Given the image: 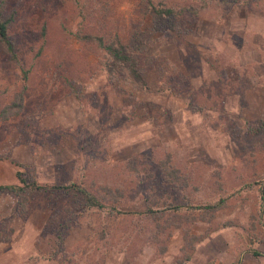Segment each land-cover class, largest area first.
Here are the masks:
<instances>
[{"label": "rangeland", "instance_id": "374dc122", "mask_svg": "<svg viewBox=\"0 0 264 264\" xmlns=\"http://www.w3.org/2000/svg\"><path fill=\"white\" fill-rule=\"evenodd\" d=\"M73 1L6 0L27 80L22 110L0 121V184L28 170L47 186L117 187L124 205L114 217L78 215L74 206L63 211L66 197L33 195L21 209L1 193L0 264H166L180 254L183 228L208 233L184 264L237 256L264 264V0H160L184 14L178 34L153 37L157 66L142 71L150 91L126 77L108 81L94 48L74 35L94 32V16L80 21ZM107 5L127 36L139 20L134 0ZM20 75L0 47V109ZM165 83L175 92L161 90ZM162 163L178 180L164 181ZM151 197L223 202L209 222L156 232L166 221L143 213ZM224 221L231 225L220 227Z\"/></svg>", "mask_w": 264, "mask_h": 264}, {"label": "trees", "instance_id": "16d2710c", "mask_svg": "<svg viewBox=\"0 0 264 264\" xmlns=\"http://www.w3.org/2000/svg\"><path fill=\"white\" fill-rule=\"evenodd\" d=\"M76 4V11L80 21L84 22L89 16H94V32L83 31L78 28L74 35L82 43L89 44L94 48L99 59L97 64L99 70L106 75L109 82H113L117 78L126 77L132 81L139 89L150 91L146 80L142 76L144 65L154 63V56L149 54L152 47L153 37L168 29L171 32H179L177 22L184 14V8L168 5L160 0H134L135 11L139 20L135 26L131 28L127 36L114 26L107 5V0H78L73 1ZM14 13L6 7V0H0V47L7 54L8 58L20 67L21 85L19 90L13 92L9 102L0 109V121H6L10 117L16 116L23 107V92L26 88L27 69L21 64L17 55L14 39L10 33V26L13 22ZM143 19H147V25H141ZM161 90H169L175 92L171 83L162 85ZM77 98L76 90L72 89ZM264 124V122L262 123ZM165 171L163 177L165 182H173L178 180L176 169H167L162 163ZM171 178L169 180V178ZM15 183L0 184V194L7 193L14 196L16 203L21 209H25L26 203L31 196L43 194L47 198L54 196L66 197L69 206L65 205L63 211L70 212L74 206L78 212L103 214L114 217L116 213L121 212L120 208L124 205L122 198L124 193L117 187L107 185H98L99 189L87 188L82 182L70 181L63 185L47 186L38 183L33 174L28 170H16L14 172ZM55 191V193L53 192ZM223 199H217L213 203L204 205H188L176 201H157L155 197L145 199V209L143 213L157 221L163 217L166 223L163 225L155 223L156 232H163L165 228H180L182 223L191 224L197 220L209 222L215 211L222 205ZM160 205H162L160 207ZM231 225L229 221H224L220 227ZM100 238L103 237L102 229L99 230ZM156 234V233H155ZM208 233L192 234L188 228H183L181 233L182 244L180 246V254L171 262L166 264H184L186 263L194 251V246L207 236ZM56 239L61 241V233H55ZM153 240L157 241L156 236ZM159 252L165 250V246L158 247ZM252 255L257 256L258 252L251 251ZM50 258V257H43ZM33 260L37 257H33ZM206 264H224L217 260H210ZM230 264H240V258L237 256Z\"/></svg>", "mask_w": 264, "mask_h": 264}]
</instances>
